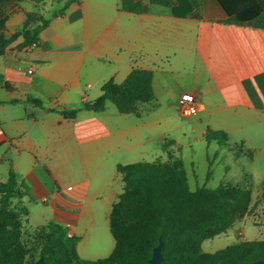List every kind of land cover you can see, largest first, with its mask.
<instances>
[{
  "label": "crops",
  "instance_id": "obj_1",
  "mask_svg": "<svg viewBox=\"0 0 264 264\" xmlns=\"http://www.w3.org/2000/svg\"><path fill=\"white\" fill-rule=\"evenodd\" d=\"M61 1L56 7L54 0H23V10L50 23L35 47L0 55V182L13 171L27 207L28 198L38 199L62 216L79 237L81 257L98 213L108 214L110 228L125 187L118 164L176 158L163 157L162 142L168 111L181 113L183 93L197 98L193 130L205 136L223 130L228 137L252 130L264 139V27L230 22L219 0H197V8L191 0H142L148 10L140 13L121 9L122 0H80L54 16L68 0ZM134 68L153 71L155 98L140 104L139 113L109 103L74 118L57 111L94 101L105 82H122ZM115 247L116 240L105 255L89 256L108 257Z\"/></svg>",
  "mask_w": 264,
  "mask_h": 264
},
{
  "label": "trees",
  "instance_id": "obj_2",
  "mask_svg": "<svg viewBox=\"0 0 264 264\" xmlns=\"http://www.w3.org/2000/svg\"><path fill=\"white\" fill-rule=\"evenodd\" d=\"M9 0H0V5ZM55 12H65L69 3ZM198 7L197 0H191ZM153 3L173 5L172 0H151ZM228 13L230 22L249 23L264 27V6L259 0H219ZM121 9L146 12L148 6L142 0H122ZM34 14L29 13V17ZM39 23L23 34V46L39 39L50 18L35 16ZM20 33H15L6 43ZM155 98L153 71L134 68L122 82L110 79L104 83L102 93L94 101L64 107L57 111L66 118L90 108L103 111L108 101L121 113H139L142 103ZM27 100L42 106L40 98L29 96ZM15 100L14 102H17ZM228 137L223 130L207 132L210 140L217 135ZM125 182L124 191L114 204L110 229L116 247L104 259L81 258L76 245L79 237L71 235L69 228L51 221L38 232L41 243L39 256L44 264H150L153 248L163 242L162 264H248L264 259V239H248L226 246L216 252H205L202 243L206 239L226 231L248 207L252 189L249 184L235 185L222 182L217 187L207 185L192 189L184 161L171 157L168 160L137 161L118 164ZM17 175L11 171L7 180L0 182V264H34L26 260V250L20 242V214L28 215ZM15 201V202H14Z\"/></svg>",
  "mask_w": 264,
  "mask_h": 264
},
{
  "label": "rangeland",
  "instance_id": "obj_3",
  "mask_svg": "<svg viewBox=\"0 0 264 264\" xmlns=\"http://www.w3.org/2000/svg\"><path fill=\"white\" fill-rule=\"evenodd\" d=\"M21 2L23 0H9L0 5V55L5 54L9 48L17 51V54L23 52L26 47L22 45L23 34L39 23L35 16H42L36 11L23 10ZM54 2L56 7L62 4L61 0ZM29 13L34 16L29 17ZM17 32L20 35L6 43V40ZM108 103L110 108H116L111 101ZM168 113L172 121L169 120L165 129V140L162 145L166 152L162 155L166 158L168 153H172L184 161L192 189L201 185L217 187L222 182L235 185L249 184L252 189L251 201L244 213L226 231L204 240L203 251L212 253L243 240L264 239V139L256 137L252 130H243L235 132L228 138L220 134L208 140L207 136L193 130V125L196 124L193 122L198 118L196 114L184 115L175 108L170 109ZM261 126L264 127V124ZM196 128H199L198 124ZM155 145L156 143H151L152 151L155 150ZM140 161L151 162L154 158ZM2 166L0 163L1 169ZM26 202L30 212L28 215H19L20 242L26 250V260L33 262L41 250L39 230L50 221L67 226L63 217L51 212V208L41 200L28 198ZM97 218L94 238L81 248L80 255L84 259L96 260L107 257L89 255H105L106 246L115 244L109 228L108 214L100 212Z\"/></svg>",
  "mask_w": 264,
  "mask_h": 264
},
{
  "label": "built area",
  "instance_id": "obj_4",
  "mask_svg": "<svg viewBox=\"0 0 264 264\" xmlns=\"http://www.w3.org/2000/svg\"><path fill=\"white\" fill-rule=\"evenodd\" d=\"M37 41L33 42L30 46L35 47ZM27 72L32 73L33 67L27 69ZM178 107L181 113L185 115H195L198 112L197 98L194 93L185 92L180 96Z\"/></svg>",
  "mask_w": 264,
  "mask_h": 264
},
{
  "label": "water",
  "instance_id": "obj_5",
  "mask_svg": "<svg viewBox=\"0 0 264 264\" xmlns=\"http://www.w3.org/2000/svg\"><path fill=\"white\" fill-rule=\"evenodd\" d=\"M93 107V104L91 105ZM162 246L163 242L162 240L159 241V243L153 248L152 256L149 259L150 264H162L164 261V255L162 252ZM34 264H44V257L41 256L39 259H37ZM248 264H264V259L255 260Z\"/></svg>",
  "mask_w": 264,
  "mask_h": 264
}]
</instances>
